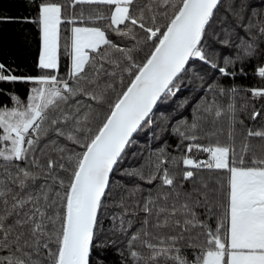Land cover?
Masks as SVG:
<instances>
[{
  "label": "snow or ice",
  "instance_id": "snow-or-ice-1",
  "mask_svg": "<svg viewBox=\"0 0 264 264\" xmlns=\"http://www.w3.org/2000/svg\"><path fill=\"white\" fill-rule=\"evenodd\" d=\"M23 3L35 18L0 11V34L35 24L43 74L0 63V264H264V125H245L235 103L241 91L264 102V87L235 85L248 68L264 80V0ZM79 5L110 15L77 16ZM62 24L71 25L64 77ZM189 80L202 93L191 122L156 123ZM158 128L178 137L179 160L164 146L140 151ZM203 170L227 179L210 184Z\"/></svg>",
  "mask_w": 264,
  "mask_h": 264
},
{
  "label": "trees",
  "instance_id": "trees-1",
  "mask_svg": "<svg viewBox=\"0 0 264 264\" xmlns=\"http://www.w3.org/2000/svg\"><path fill=\"white\" fill-rule=\"evenodd\" d=\"M57 2L68 3L69 0H57ZM145 0H141V3H144ZM151 2V0H148ZM253 2L259 8L261 5V0H253ZM231 3V0H225V4ZM0 11L8 15H20V16H30L35 18L36 13L31 9L25 10V5L23 0H0ZM83 11L84 16H92L93 18L99 13L105 17L110 15V9L104 5H79L77 6L74 14L79 15L80 12ZM73 14L72 9H66L65 15L71 16ZM224 16V13L221 12V17ZM99 26L102 29L107 28L106 20H96L93 19L89 26ZM5 31L0 34V63H5L6 65H10L15 68L18 74L23 75H40L43 74L42 71L38 68V58L40 53V35L39 29L35 24H14V25H5L3 26ZM70 27L71 25H61V67H60V76L64 77L67 68L69 66V62L65 60V53L63 51L64 44L66 40L70 39ZM143 35V33H141ZM109 38L114 42L120 44L121 47L131 46V41L122 40L116 34H110ZM220 51H227L223 49V46H220ZM137 62H140L143 59V52L138 53L135 57ZM111 70V69H110ZM248 75L246 77L237 78L235 80V85L241 87L245 90L249 88H262L264 87V80H261L259 77L253 75V70L251 68L247 69ZM231 86L230 84H225V87ZM21 93L25 90V85H18ZM195 89V90H193ZM202 95L200 90V82L189 80L188 87L184 89L183 94L174 98V101H170L169 105L165 106L161 109L160 112L156 113V123L171 125L174 124L177 120L187 119L191 122L193 113V102L196 101L197 97ZM211 97V93L207 94ZM187 100L188 104L184 107H181V101ZM87 102V101H86ZM223 98H220V103H224ZM235 103L238 109H244L239 112L238 119H243L245 125L248 127H253L255 129H259L262 125H264V119H259L257 122L250 121L248 116V111L252 110L254 107L256 110H264V102L260 100H252L249 94L246 91H241L237 95L235 99ZM11 106V105H9ZM220 127L224 128L223 134H221L218 139L222 143L227 142V118H223L220 122ZM239 128V126H237ZM244 130H241L243 132ZM156 136L159 139H153L151 133H149L147 139H141L139 141V149L141 152H151L155 150L158 146H164L168 152L171 153L173 157H176L177 160L183 155V149L177 148V144L179 142L178 137L175 135H170L168 132H161L158 128L156 131ZM242 136L238 135L236 137L237 147H240V141ZM166 140V144H162L163 141ZM255 142V141H254ZM201 143H207L205 140H201ZM54 155V153H53ZM197 159H206V154L204 153H195ZM43 157L41 158L43 162ZM201 178L210 184H222L226 181L227 176L223 173H217L214 171L203 170L201 173ZM219 198V197H218ZM216 216L219 217L222 215V209L217 207L214 209ZM213 225L215 221H210ZM115 259V257H113Z\"/></svg>",
  "mask_w": 264,
  "mask_h": 264
}]
</instances>
